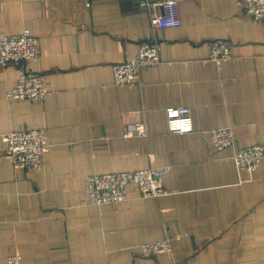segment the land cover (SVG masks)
Wrapping results in <instances>:
<instances>
[{"label":"crops","instance_id":"obj_1","mask_svg":"<svg viewBox=\"0 0 264 264\" xmlns=\"http://www.w3.org/2000/svg\"><path fill=\"white\" fill-rule=\"evenodd\" d=\"M0 0V39L29 29L42 57L45 101L11 102L23 74L0 69V135L41 129L44 168L16 169L0 141V264H264V161L240 168L238 148L264 145V21L239 0H179L182 25L154 29L159 0ZM232 57L210 58L211 41ZM157 42L161 63L139 85L116 86L113 68L140 43ZM185 106L194 132L170 134L166 109ZM147 136H139L137 124ZM230 128L235 145L219 151L211 132ZM169 169L168 193L142 198L135 187L118 205H88V177ZM169 239L171 252L144 256Z\"/></svg>","mask_w":264,"mask_h":264},{"label":"built area","instance_id":"obj_2","mask_svg":"<svg viewBox=\"0 0 264 264\" xmlns=\"http://www.w3.org/2000/svg\"><path fill=\"white\" fill-rule=\"evenodd\" d=\"M91 6L93 0H76ZM243 12L255 22L264 21V0H239ZM153 3L142 0L140 5L151 7ZM164 14L151 18L154 29L177 28L182 25L179 11V0H159ZM210 58L220 62L232 57V44L229 41H211ZM42 49L39 39L25 29L18 35H8L0 39V69L9 65L23 69V74L7 91L6 98L11 102L30 101L42 102L49 95L48 82L45 75L35 72L31 65L41 59ZM161 63L160 46L157 42L140 43L134 57L113 68L114 84L116 86L139 85L146 68ZM167 127L170 134L186 135L194 132V122L191 111L185 106H172L166 109ZM139 136H147V129L140 123L135 126ZM213 145L223 151L235 145L234 131L230 128L217 129L211 132ZM4 145V155L9 158L16 169L28 172H38L44 168L45 160L50 152L44 131L13 130L0 135ZM235 163L247 170L254 169L264 161V145L251 144L238 148L234 156ZM169 169H145L133 172H107L88 177V188L82 200L88 205H118L129 200V188L135 187L142 198H159L168 193L165 177ZM169 239L146 243L142 247L144 256H157L171 252ZM7 264H22L18 255L8 258Z\"/></svg>","mask_w":264,"mask_h":264}]
</instances>
